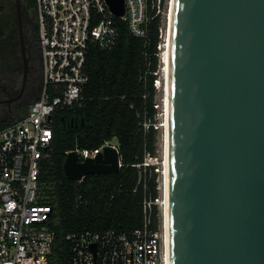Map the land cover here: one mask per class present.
<instances>
[{"label":"water","instance_id":"95a60500","mask_svg":"<svg viewBox=\"0 0 264 264\" xmlns=\"http://www.w3.org/2000/svg\"><path fill=\"white\" fill-rule=\"evenodd\" d=\"M169 43L170 264H264V0H174ZM120 166L105 146L63 170Z\"/></svg>","mask_w":264,"mask_h":264},{"label":"built area","instance_id":"2783aa9c","mask_svg":"<svg viewBox=\"0 0 264 264\" xmlns=\"http://www.w3.org/2000/svg\"><path fill=\"white\" fill-rule=\"evenodd\" d=\"M174 0H124V13L115 16L106 0H34L38 24V42L42 57V82L38 97L25 114L0 128V264H49L55 232L49 221L54 212L50 185L40 178V164L53 139L52 117L59 111L80 104L89 80L86 61L91 46L112 48L118 38L115 18L127 23L130 32L149 43L152 24L158 21L156 52L158 64L153 79L161 86L163 53L169 43ZM146 82L151 72L147 53ZM160 72V77L157 75ZM155 97V95H154ZM162 107L163 121L157 120ZM154 119L146 111L142 130H156L165 124L167 107L155 102ZM151 153L144 151L138 167V182L143 190L142 224L131 232L116 229L70 232L72 264H169L164 217V145ZM105 146L119 155L116 139L100 146L73 149L79 160L94 158ZM121 165V160L119 156ZM154 174L156 195L148 189ZM85 176L77 182H81ZM158 210V224L152 227L153 210Z\"/></svg>","mask_w":264,"mask_h":264},{"label":"trees","instance_id":"16d2710c","mask_svg":"<svg viewBox=\"0 0 264 264\" xmlns=\"http://www.w3.org/2000/svg\"><path fill=\"white\" fill-rule=\"evenodd\" d=\"M118 27L116 44L109 49L91 46L86 61L89 80L80 104L57 112L52 117L53 139L47 156L40 164V178L50 185L49 202L54 206L50 228L55 232L49 264H72L66 235L86 230L116 229L131 232L142 224L143 190L138 182V167L144 151L155 153L157 130H142L144 111L153 120L155 88L152 71L157 68L155 55L158 21L152 24L149 43L134 36L126 22L115 18ZM147 53L151 72L147 80ZM26 113V109L23 114ZM22 114V115H23ZM74 121L73 125L63 120ZM13 119L0 124L8 125ZM81 120L83 123L81 124ZM80 134L86 148L93 149L105 140L116 139L121 166L113 173L88 174L81 182L64 174L66 151L73 149ZM154 174L148 189L156 195ZM158 224L154 208L152 227Z\"/></svg>","mask_w":264,"mask_h":264},{"label":"flooded vegetation","instance_id":"af4514ba","mask_svg":"<svg viewBox=\"0 0 264 264\" xmlns=\"http://www.w3.org/2000/svg\"><path fill=\"white\" fill-rule=\"evenodd\" d=\"M41 82L34 0L0 4V124L27 111L39 95ZM63 123L72 125L71 121Z\"/></svg>","mask_w":264,"mask_h":264},{"label":"bare ground","instance_id":"6f19581e","mask_svg":"<svg viewBox=\"0 0 264 264\" xmlns=\"http://www.w3.org/2000/svg\"><path fill=\"white\" fill-rule=\"evenodd\" d=\"M170 41V36H169ZM164 65L162 71V98L167 107L166 115H165V124H163L164 132H163V145H164V138H165V161H164V217H165V231H166V244H167V253L168 259L170 264V241H169V224H168V208H169V147H168V129H169V94H170V43L167 44L165 53H163V63Z\"/></svg>","mask_w":264,"mask_h":264},{"label":"rangeland","instance_id":"374dc122","mask_svg":"<svg viewBox=\"0 0 264 264\" xmlns=\"http://www.w3.org/2000/svg\"><path fill=\"white\" fill-rule=\"evenodd\" d=\"M11 0H0V4H6L8 2H10ZM157 77H160V72L159 74L157 75ZM162 85L158 88H156V91H155V102H157L158 104L161 103V100H162V94H163V91H162ZM157 120L162 122L163 121V114H162V107H158L157 109ZM161 141H162V127H159L157 129V135H156V148L157 150H160V146H161ZM163 143V141H162Z\"/></svg>","mask_w":264,"mask_h":264}]
</instances>
